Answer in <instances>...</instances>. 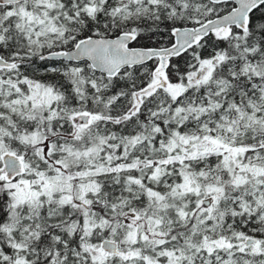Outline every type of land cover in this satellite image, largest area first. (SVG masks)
<instances>
[{"label": "snow or ice", "instance_id": "obj_1", "mask_svg": "<svg viewBox=\"0 0 264 264\" xmlns=\"http://www.w3.org/2000/svg\"><path fill=\"white\" fill-rule=\"evenodd\" d=\"M0 264H264V0H0Z\"/></svg>", "mask_w": 264, "mask_h": 264}]
</instances>
